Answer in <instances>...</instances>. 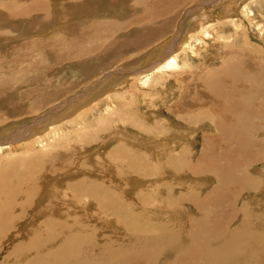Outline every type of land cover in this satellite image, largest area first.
<instances>
[{"label":"bare ground","instance_id":"6f19581e","mask_svg":"<svg viewBox=\"0 0 264 264\" xmlns=\"http://www.w3.org/2000/svg\"><path fill=\"white\" fill-rule=\"evenodd\" d=\"M23 2L24 0H10L9 4L7 3L6 16L8 17V14L10 13H14L15 16V14H18L15 10L20 12V8L22 7L30 10L31 13L34 11H32L31 8H41L38 6L37 0H35L30 6ZM67 2L68 0H64L63 4L68 5ZM141 4L143 5V3ZM161 4H154V6L159 8ZM12 5L16 6L15 10L12 9ZM235 5L236 3L234 4V7ZM162 7L164 9L169 8L168 5H162ZM234 7L228 9L229 14L237 13V9ZM141 8L143 7L141 6ZM123 9V6L117 5L114 6L111 11H119L121 13ZM243 9V15L247 16V19H251L249 15L252 11L246 3H243ZM111 11L107 10V13L105 11L103 14L111 15ZM98 14L99 13L95 11L88 16L93 17ZM62 16H64V14ZM192 16V24L184 30V33L182 32L183 34L181 33L177 37V42L170 43L168 50L165 49L166 51L162 52L167 44L163 43V41L165 38L168 39L171 36L169 35L171 32H166L161 28V34H164V37H162L163 40L159 41L157 44L155 40L154 43H151V46L153 47H151L145 58L147 61L145 67L138 69V67L141 66L140 64L131 66V68H136L135 72H137V80L143 86L150 85L153 88H156L157 93L154 94L156 97H151V108L154 109V113L160 120L153 121V119L152 122L147 125L144 123V127V121L137 119L130 122L120 118L116 135L105 130L103 138L108 141L103 143L102 148L97 146V152H94L90 146L87 147L88 156L98 154V156L89 158V160H91L90 164H92L93 160L94 165H90L88 169L94 171L98 170V174L96 177L91 178L88 184H76L77 182H74L75 178L73 181V177L70 178V176H65L62 180L58 179V176L60 174L62 175V172L54 178L49 175L50 173L48 172L34 174L31 172L32 169H35L33 165L36 167L40 166H38L35 161H27L26 159H23L20 163L16 162L14 164L25 165V175L23 178L24 185L20 188L18 187L20 176L15 180L13 178L12 182H7L13 167L6 172L8 167L0 166V171L4 168L2 171L3 174L0 175V182L2 184L7 182L4 188L0 189V200L3 201L0 203V252L9 246V243H7L9 238L12 239V237H10V233L13 231V229H11L12 221L35 220L37 217L41 216L42 218H48L47 220L50 223L49 226L37 225V236L39 239L34 240V230L31 228L32 225H29L30 222L28 224L26 222L25 224L24 221H20L18 224L21 228L20 235L22 239L11 247L12 249L9 252L11 258L9 259L10 261L8 260V264H79V258L83 256L84 252V256L88 258V251H78L77 249L71 250L68 253L64 251L65 253H60L59 256L48 259L44 262H37L33 253H42L56 244L55 241H52L46 245L44 242V240L47 239H45V235H56L58 238H61V240L69 241L67 247H72L76 242V238H79L83 234H85V238L90 241L94 239L98 250L103 252V256L99 260L95 259L93 264H242V259L240 258L242 243L252 242V238L257 236L258 229H264V222L262 220L264 212V175L256 179V177H252L251 173L247 172V170H252L255 174H258L262 170L254 168V166L264 164V126L259 125V123H261L260 119L264 117V91L262 89L260 90L261 87L259 90L257 89L259 81L262 80V83L264 81V53L260 52L261 56H258V60L256 57L258 51L256 49L254 53L249 54L246 59L243 57H240V61L234 60V57L227 59L223 68L220 70L218 69L220 71L219 75L225 74L224 67L226 71L229 69L234 73L233 66H235L237 62L243 64V73L239 77L240 73L235 72L238 76L236 78V74L235 78H231L230 83H228V80L219 79V81L215 82L210 81L211 85L207 83L205 78L212 80V77H216L215 68L217 69L219 65L218 67H216V65L215 68L209 69L207 64H203L205 57H202L199 62L197 61L198 63L196 62L201 67L197 66L193 71L197 73L203 71L207 72H204V74H206L203 77L204 79L202 78V83L199 82L200 78L198 75L200 74H197L196 77L197 79L199 78V84H208V89L205 90L206 92L207 90L210 91V93H208L209 96L197 95L198 97L192 100L189 96H194V94L189 92L186 94L183 92L180 98L175 99V94L180 93L178 92V89L176 92H173L174 84L168 85V82L171 83L173 77L178 81L179 79L176 76L179 75L180 72L185 71L186 67L189 66L187 59H181L182 57L187 58L184 56L183 50L185 49V51H189L191 54H196L198 50L200 51L199 54H203V51L210 48L209 45H207L209 41L212 43V46H215L218 43L217 40L220 38L223 39L220 35L221 33L218 32L220 28L218 29V27L212 24L210 20L209 22H207V20L203 23H199L198 21H201L202 18L195 16V13H193ZM72 17L73 16H71V18ZM159 21L161 20H158V22ZM169 21L170 20H168V22ZM230 22H233V20H230ZM253 25L256 30V37L258 36L259 39H263L264 43V22H254ZM95 27L99 29L101 28L97 22ZM104 27H108V25ZM85 32L89 34L88 30ZM76 36L78 37V35ZM151 36L152 35H150V38ZM175 39L176 38L173 40ZM50 45L51 44H48V46ZM244 48L247 47L245 46ZM215 50L220 49L219 47H216ZM240 50L241 49H239V51ZM231 54L236 58L243 53L239 52L237 55L236 51H232ZM116 55H119V53ZM67 57L68 55L66 54L59 58L65 59ZM226 57L228 58V56ZM246 60H251V62L248 63ZM144 63L145 61L143 64ZM196 69L198 70L196 71ZM71 70L74 69L72 68ZM188 71L194 73L191 71V66ZM237 71L241 70L237 69ZM62 72L64 74L66 73L65 70H62ZM112 74L117 75L120 73H117V70L113 69L110 73H107L102 77V85H98V82L96 81L93 82L94 85H91V87H85V85L84 89L87 93L82 92V94L77 97L79 99L82 98V100L80 99L81 102L75 100V103L70 105L72 101H66L67 105L69 104L70 106H67L62 113H58L60 110L56 112L58 109L51 113L48 111L46 112V110H43L42 108H45V105L47 104L50 106V103L55 101L60 93L64 92L56 91L53 92L54 97L51 96L47 100L42 99L43 96H39L37 100L32 101V103L30 102L33 111H30L31 113L28 114L30 122H28L27 125H33L32 130L35 138H40L37 142L43 141L41 135L44 137L45 135L49 137L51 136L49 142H52L55 137L60 135V132L57 131L61 130L60 128L62 124L58 125V123L66 120L65 122L68 126L71 120H75L77 113L84 109V106H92L93 102H97L98 98L104 94V96L107 97L108 94L105 91L111 90L114 84L119 80L117 78L118 80L113 81L111 85H105V83L110 82L109 80L111 79H107V77ZM230 74H228V76ZM122 77L124 78L121 79L122 81H120V83H124L125 81L126 85L124 86V84H122V87L125 88L127 86V80H130V78H126L125 75ZM106 79L108 82L104 81ZM190 79L191 78H189V80ZM31 81L32 80H30V82ZM187 83L191 82L188 81ZM14 86L12 87L10 85L9 87L1 88V90L2 92L6 90L13 91ZM176 87L177 85H175V88ZM198 88L200 89V87ZM201 88L203 89L204 87ZM161 90L169 92L168 97L177 100L176 107L172 113H166L164 109L163 113H161V111L158 112L161 99L168 98L166 94H161ZM184 90H186V87ZM34 91L31 92L34 93ZM79 92L81 93V91ZM8 93H10V91ZM22 99L20 101H22ZM201 102L203 109H200L201 107L199 108V111L193 109L195 111L191 114L187 112V106L192 105L197 107ZM142 106L143 110H145V105L143 103L141 107ZM29 107L30 105L28 108ZM41 109L44 111L41 116L43 119L41 118L42 120H38L40 117L36 118L35 114L38 113V111L42 112ZM121 109L126 113L129 112L128 108L123 107ZM25 111H27V109ZM25 111L23 116L27 113ZM12 112L15 111L0 109V138L3 137V139H5L9 135L8 133L10 130L18 122L23 121V119L19 121H15V119L14 121H11L13 119L10 121L3 120L5 114L7 116ZM111 114L112 110L110 109L106 112L105 117L97 120V124H106L107 119ZM23 116H21V118H23ZM147 116L152 118L151 114H147ZM35 120L42 125H34L33 123H35ZM190 120L194 121L196 124H189L188 121ZM53 123H56L57 125L55 126ZM186 123L187 125H185ZM151 125L155 130H149L151 129ZM136 126L137 128H135ZM183 126L186 128L185 130H182ZM203 126L208 128L213 127L215 132L203 133L202 153H200L198 158L199 161H196L197 163L193 167V165L190 164L193 161H191L190 158L186 160L182 155H191L190 144L193 142V137L197 135V132ZM68 127L73 128L74 126L70 125ZM78 133L79 132H77L76 135H78ZM258 134L260 135V138H257ZM186 137H189V139H186ZM122 138H125L126 142L122 141ZM109 141L114 143L113 147L110 146L108 148V145L110 144ZM1 142L5 141H0V151H2L4 146H8L6 144H9L8 141L3 144ZM59 144V142L50 144L51 149H48L43 153L42 157L49 165L54 166L56 161L57 168H60L61 165H59V158L65 160L80 158V145L70 150H62L61 154H59L58 149L61 148L59 147ZM176 148L178 151L180 150L179 153H172ZM114 153L119 154V157L116 156L115 158ZM51 163L54 164L52 165ZM190 169L192 171L194 170L193 175H196L194 177L197 181H203L205 184L208 180L210 181L211 178L217 181V184L211 192L213 194L212 198L201 199L194 196L193 190L197 189L196 186L198 185V182L194 177L193 179L196 183L191 181L193 180L191 177L188 178V176H192L188 173V170ZM80 171L78 174H80ZM20 173L19 170V175ZM81 175L83 174H80V176ZM145 182H147V185L145 184V186H143ZM170 183H175L172 188L167 187ZM31 192H35L34 195L36 199L33 202L34 204H31L32 206L30 207L29 202L32 197L31 195H33ZM233 193H237L239 197L242 193H246L247 196L251 198L250 202L254 203L251 206V211L248 213L252 220L249 222L247 233H245L246 231L240 233L238 228L229 231V220H220L219 218V200L222 203H226L229 199L228 197L232 199L231 195ZM8 195H10L9 198H7ZM162 195H164V197H162ZM226 195L228 197H226ZM17 198H21V200L17 201ZM47 198H50L51 201L46 200ZM33 206H35V208H32ZM138 207H140L141 210L135 211ZM10 208H15L18 210V213H11L14 210L10 212ZM63 208H68L70 212H81L80 214H84V217L88 216L86 215L87 213H91L92 215L90 219L88 218L89 220H81V218L80 221H77L75 220L76 214L71 218L66 211H63ZM190 208H193L195 213L198 211L199 213H197L199 215L193 217L194 215L190 216L192 214H184L187 213L186 210ZM34 209H36V211L32 212ZM41 209H43V211ZM259 210H262V212ZM101 214L104 216H101ZM91 220H97V222L92 224ZM140 220L149 221H146L143 224ZM28 225L30 226L29 229H27ZM96 225H100V227ZM103 228L108 229L109 233L111 231L110 234L124 232V236L120 238L119 242H116V239H111L108 234L103 233L104 231H100ZM81 245L87 247L84 241L81 242ZM247 247L250 250L254 248V245L253 243H250ZM58 251L61 252L60 249ZM30 255L32 261H29ZM83 264H88V262L85 261Z\"/></svg>","mask_w":264,"mask_h":264},{"label":"rangeland","instance_id":"374dc122","mask_svg":"<svg viewBox=\"0 0 264 264\" xmlns=\"http://www.w3.org/2000/svg\"><path fill=\"white\" fill-rule=\"evenodd\" d=\"M3 1L0 0V5L3 6V7L0 6V19H2L0 20V100H1L0 109L15 111L12 112L11 114H8L7 116L5 114L3 116L4 117L3 120L10 121L11 119H13L11 121H14L15 119V121H19L23 119V121L18 122L10 130L8 134L11 136L8 135L9 137L7 136L5 139H3V137L0 138V141L2 140L5 141L6 143L7 141L9 142V144H6L8 146H4L2 148V151H0V166L1 167L7 166L8 169L6 170V172L12 169L13 167L9 175V180L7 182H12L13 178L15 180L18 179V177L20 176V180L18 182V187L20 188H22L24 185L23 178L25 175V165L24 164L14 165V164L16 162L20 163V161H23V159H26L27 161L29 160L35 161V163H37L38 166H40V167H36L35 165H33L35 169H32L31 172L34 174L48 172L50 173L49 175H51L54 178L57 177L62 172V175L60 174L58 176L59 177L58 179L62 180V178H64L65 176H70V178L73 177L72 180L75 178V181L74 180L73 181L75 183L77 182L76 184L79 185L82 184L85 185L84 183L88 184L89 180L91 178L96 177V175L98 174L97 173L98 170L94 171L92 169H88L90 165L91 166L94 165L93 160H92V164H90L91 160H89V158L98 156V154L88 156L87 147L90 146L94 152H97L96 150L99 146H100L99 148H102L103 143L108 141L105 138H103V133L105 130H108L111 133H113V135H116L118 132V122L120 118H123L124 120L130 122L137 119L144 121L143 126L144 123H146V125L151 123L153 119H154L153 121L160 120L159 117L154 113V109L151 108V104H152L151 97L153 96L156 97V95H154L157 93L156 88H153L150 85L143 86L137 80L138 79V77H136L137 72H135L136 68H131V66L140 64L141 66H139L138 69L141 67H145V65L147 64L145 58L148 55L151 47H153L151 46V43H154L156 41L157 44L159 41L163 40L162 37H164V34H161L162 33L161 28H163V30L166 32L169 33L171 32L169 34L171 36L168 39L165 38L163 41V43L165 44L167 43V44L163 48L162 52L168 50V46L170 45V43L172 44L173 42H177L178 41L177 37L182 32L184 33V30H186L188 26L192 24L191 22L193 19L192 16L193 13H195V16H199L202 18L201 21H198L199 23L201 22L203 23L207 20H208L207 22H209L210 20V22L216 25L218 29L220 28L218 32L221 33L220 35L223 38L217 40L218 43L215 46H212V43L209 41L207 45H209L210 48H207L208 50L206 49L205 51H203V54H199L200 51L198 50L196 54H191L189 51H185V49L183 50L184 56H186L187 58L182 57L181 59L188 60L189 66L186 67L187 71L185 70L183 72H180V74L176 76L179 79L178 81L176 80L175 77H173L171 83L168 82V85L174 84L173 92L174 91L176 92L178 89V92L180 93V94H175V99L180 98L183 92H185L186 94H188V92L194 94V96L192 95L189 96V98L192 100L197 98L198 97L197 95L209 96L208 93H210V91L207 90L206 92L205 89H208L207 88L208 84L211 85L210 81L215 82V81H219V79H223V80H228V83H230V79L235 78V75L237 73H240L239 77L243 73V68H242L243 64L237 62V64L233 66L234 73L233 71L231 72L229 69L228 71H226L224 67L225 74L219 75L220 73L219 70L223 68L227 59L232 57H234L233 59L236 61H240L241 60L240 57L246 59L248 58V55L253 54L256 49L259 53V54L256 53L257 54L256 57L258 60V56H261L260 52L264 53L263 39H259L258 36L256 37L255 35L256 30L253 25L254 22H262V23L264 22L263 19L264 0H177V1L174 0H168V1L166 0L165 1L164 0L163 1L162 0H68L67 2L68 5L66 4L67 6L63 4L64 0H37L38 6L41 8L38 7L37 8L34 7L33 9L31 8L32 11L34 10L31 13L30 10H27L23 7L22 8L19 7L21 10L19 12L15 10L16 6L12 5L11 6L12 9L18 12V14H15L14 16V13H10L8 14V17L6 16L7 15L6 7L9 4L10 0H3ZM24 2L25 4L27 3L26 5L30 6L32 3L35 2V0H29V1L24 0ZM141 3H143L144 6ZM235 3L236 5L234 7ZM243 3H246V5H248L249 8L251 9L252 12L249 15L251 19H247V16L243 15V11H244ZM154 4H158V5L161 4V6L159 8H156ZM117 5L124 7L121 13L119 11H111L113 7ZM162 5H168L170 10L169 8L164 9ZM141 6L143 8H141ZM233 7L237 9V13L229 14L228 9ZM195 9L198 11H196ZM103 10H105L106 13L107 10L111 11L112 13L111 15L103 14V12H105ZM95 11L99 14L93 17L88 16L89 14ZM63 14L64 16H62ZM71 16L73 17L71 18ZM187 19L189 22L187 21ZM158 20L161 21L158 22ZM168 20L170 21L168 22ZM230 20H233V22H230ZM96 22L101 26L100 29L95 27ZM107 25L108 27H104ZM86 30L89 31V34L85 32ZM76 35H78V37ZM150 35H152L151 38ZM174 38L176 39L173 40ZM48 44L51 45L48 46ZM72 44L75 45L73 46ZM230 45L232 46V48ZM245 46L247 48H244ZM216 47H219L220 50H215ZM239 49L241 50L239 51ZM230 51L231 52L236 51L237 55L239 52H242L243 54L237 56L238 58L236 57L237 58L236 59L235 56H232ZM118 53L119 55H116ZM66 54L68 55L67 58L65 59L59 58ZM225 55L228 56V58ZM202 57H205V61H203V64H207V67L209 69H213L215 68L216 65H217L216 67H218L219 65L217 69L215 68L216 70L215 71L216 77L214 76L215 80L214 77H212L213 79L211 78L214 81L205 78V80H207L208 83L207 85L198 83L199 78H200L199 82L202 83V78L207 72L203 71L197 73L193 71L195 67L200 66L197 63ZM144 61L145 63L143 64ZM246 61L248 63L251 62V60H246ZM190 66H191V71H193L194 73L188 71ZM72 68L75 70V75H74V70H71ZM113 69H116L117 73L120 74L117 75L112 74L108 76L107 79H111V80H109L110 81L109 83H105V85L109 86L112 84L113 81H116L118 79L119 80L118 82H116V84H114L111 90L105 91L108 94L107 97L104 96L105 95L104 94L98 98L97 102H93L92 106L89 107L84 106V109H82L80 112L77 113L74 121L72 120L70 122L68 121L69 122L68 126L73 125L74 126L73 128L67 126L65 122L66 120L58 123V125L62 124L60 128L61 130L57 131L60 132V135L57 136L58 140L57 137H55L56 140L53 139L52 142H49L51 136L49 137L45 135L44 137L41 135L43 141L37 142V140H39L40 138L39 137L38 139L35 138L32 130L33 125H29V126L27 125V123L30 122V118L28 114L31 113L30 111H33V107H31L30 102L32 103V101L37 100L39 96L40 97L43 96L42 99L47 100L51 96L54 97L53 92L56 91L64 92V93H60L58 95L59 97L58 98L56 97L57 99L50 103V106L47 104L45 105V108L44 107L42 108L43 110H46V112L48 111L53 113L55 110L58 109L56 112L60 110L58 113H62L67 108V106H70L73 103H75V100L81 102L82 98H80L81 99L80 100L77 97L81 95L82 92L87 93L84 89L85 87H91V85H94L93 82L95 81L98 82L97 83L98 85H102L103 83V81H101V79H103L102 77L105 74L110 73ZM237 69L238 70L240 69L241 71H237ZM62 70H65L66 73L64 74ZM197 70L198 69H196V71ZM204 72L206 73L204 74ZM197 74H200L198 75L199 76L198 79L196 77ZM228 74L230 75L228 76ZM124 75L126 78H130V80L129 79L127 80V86L125 88L122 87V84H124V86L126 85L125 81L124 83H120V81H122L121 79L124 78L122 77ZM237 76L238 74L236 75V78ZM189 78L191 79L189 80ZM107 79L104 81L108 82ZM30 80L32 81L30 82ZM186 81L187 82L189 81L191 83H187ZM263 84L264 81L262 83V80H260L257 89L259 90V88L261 87L260 90L262 89L264 91ZM10 85L12 87L16 85L14 86L13 91L6 90L2 92L1 88L9 87ZM175 85H177L176 88ZM185 87L186 90H184ZM198 87H200V89ZM201 87L204 88L202 89ZM35 89L38 91H36ZM9 91L10 93H8ZM31 91H34V93ZM79 91H81V93ZM160 92L161 94H166L168 97L169 92H165L164 90H161ZM21 99L22 101H20ZM175 99L173 100L169 97L162 98L161 101L159 102L158 112L161 111V113H163V109H164L166 113H172L177 104L176 102L177 100ZM68 100L70 102L72 101L70 105L69 104L67 105ZM142 103L145 105L144 107L145 110H143V106L141 107ZM29 105L30 107L28 108ZM58 106L61 108H59ZM123 107L128 108L129 112L128 113L124 112L121 109ZM187 107H188L187 112L189 114L194 112L196 109H197L196 111L203 109L202 102L197 107L192 105H189ZM26 109L27 111H25ZM110 109L112 110V114L108 117L107 123L104 125L97 124V120L102 117H105L106 112ZM43 110L42 112L38 111V113L35 114L36 118L40 117L38 120L43 119L41 117L44 112ZM24 111L27 112L25 116H23ZM147 114H151L152 118L148 117ZM163 115H167V114H163ZM21 116H23V118H21ZM36 121L37 120H35V123H33L34 125H39V126L42 125L41 123H37L38 121L37 122ZM260 121L261 123H259V125L264 126V117H262ZM188 122L189 124H196L192 120ZM53 125L56 126L57 124L53 123ZM185 125H187V123ZM150 127L151 129L149 130L153 131L154 127L152 125ZM135 128H137V126ZM185 129L186 128L183 126L182 130ZM77 132H79L78 135H76ZM204 132L214 133L215 129L213 127L208 128L203 126L197 132V135L193 137V142L192 144H190L191 155H188L189 157L182 155V157L183 158L185 157L186 160L190 158V160L193 161L192 163H190L191 165H193V167L196 165L197 163L196 161H199L198 158L200 156V153H202L201 152L202 139H203L202 135ZM257 138H260L259 134L257 135ZM186 139H189V137H186ZM122 141L126 142V139L122 138ZM5 142H1V143L3 144ZM54 142L60 143L59 147H61L62 149L61 148L58 149L59 154H61L62 150L63 151L70 150L80 145V155H81L80 158L70 159V160L59 158L58 161H60L59 162V165H61L60 168H57L58 166L56 161L55 164L51 163L52 165L54 164V166L49 165L46 161H44L42 156L46 150L51 149L50 144ZM109 143L110 144L108 145V148L110 146L111 147L114 146V143L110 141ZM93 145L96 147H94ZM179 151L176 148V150L172 151V153L178 154ZM114 154H115L114 155L115 158L116 156L119 157V154L116 153ZM43 164L45 167L43 166ZM254 168L264 171V164H258L257 166H254ZM3 170L4 168H2V170L0 171V175L3 174L2 172ZM19 170L21 172L20 175H19ZM79 171L80 174L83 175L80 176V174H78ZM262 171L258 174H255L252 170L251 171L247 170V172L251 173L252 177H256V179L264 175V172ZM193 172L194 170L193 171L191 169L188 170V173L192 175V176H188V178L191 177V179H193V177L196 176L193 175ZM81 177L84 179H82ZM194 179L191 181L196 183L195 180L197 181V179L195 180ZM211 179L210 181L208 180L206 184L203 183V181H197L198 182V185L196 186L197 189L196 190L194 189L195 191L193 190L194 196L199 197L201 199L212 198L213 194L211 192L215 187V185L217 184V181ZM146 183L147 182H145L143 186H145ZM5 184H2L0 182V189H3ZM173 184L175 183L172 184L170 183L168 184L167 187L172 188L174 186ZM32 193L33 195H31ZM31 194L30 195L32 197L29 202L30 207L34 204L33 202L36 199L34 195L35 192H31ZM9 197L10 195H8L7 198ZM162 197H164V195H162ZM226 197L228 196L226 195ZM231 197L232 199L228 197L229 199L227 200L226 203H222L219 200V204H218L219 218L220 220H229L228 223L229 231L238 228V231L240 233H244L245 231H246L245 233H247L249 229V222L250 220H252L248 213L251 211V206L254 203L250 202L251 198L247 196L246 193H242L240 197L238 196L237 193H233ZM18 200H21V198L19 199L17 198V201ZM46 200L51 201L50 198H47ZM2 202L3 201L0 200V203ZM13 205L15 207L14 201H13ZM32 208H35V206H33ZM36 209L32 210V212L36 211ZM43 209L41 210L43 211ZM136 210L139 211L141 209L140 207H138L135 209V211ZM17 211L18 210H16L15 208L14 209L10 208V212L13 214L14 212L18 213ZM63 211L64 212L66 211L71 218H73V216L76 214L75 220L77 221H80L81 218H82L81 220H89L92 215L91 213L89 214L87 213L86 215H88L89 217L88 216L84 217V214L83 215L80 214L81 212L80 213H76L77 211L70 212L68 208H63ZM259 211L262 212V210ZM186 212L187 213L184 214L187 215L192 214L190 216L194 215L193 217L199 215L198 214L199 212L197 211L198 213L197 212L195 213V210L193 208L186 210ZM101 216L104 215L101 214ZM47 219L48 218H42L41 216H39L35 220H22V221L15 220L14 222L12 221L11 229H13L15 233L13 231L10 233V237H12V239L9 238V240L7 241V243H9V246L0 252V264L9 263L8 260L11 258L9 252L12 249L11 247L14 246V244H16L17 242H19V240L21 241L22 239L20 235L21 228L20 225L18 224L20 223V221L21 222L24 221L25 224L26 222L27 224L30 222L29 225L31 224L32 225L31 228H33L34 230L33 239L36 240L39 239V237L37 236L38 226L50 225ZM262 220L264 222V212L262 215ZM146 221L149 220H140V222L143 224ZM91 222L93 224L94 222H97V220H91ZM29 225L27 229H29L30 227ZM96 226L100 227V225H96ZM103 229H101L100 231L102 232L104 231L103 233L108 234L111 239H116V242H119L120 238L124 236V232L110 234L111 233L110 230L109 233L108 229L105 228ZM45 236H46L45 239L47 238L46 240H44L46 245L52 241H55L56 244L49 250L44 251L42 253L34 252L33 255L37 259V262H44L48 259L59 256L60 253H63L64 251L68 253L71 250H76V249L78 251H85V250L88 251L87 254L88 258L84 256L85 255L84 252L83 256L79 258V264H83L85 261H87L88 264H93L95 259L99 260L103 256L102 255L103 252L98 250L95 244V240L93 239L90 241L89 239L85 238V234H83L79 238H76V242L72 247H67L69 245V241L61 240V238H58V236L56 235H45ZM82 241L85 242L87 247L85 245H81ZM250 243H253L254 248L249 250L247 245ZM250 243H242V247L240 246L242 248V252L240 256V258L242 259V264H264V229H258L257 236L253 237L252 242ZM59 249L61 250V252L58 251ZM36 253L39 255H37ZM29 261H32L31 255L29 256Z\"/></svg>","mask_w":264,"mask_h":264}]
</instances>
